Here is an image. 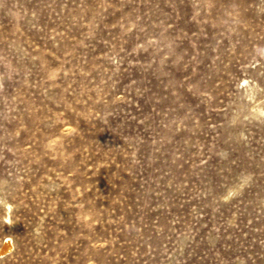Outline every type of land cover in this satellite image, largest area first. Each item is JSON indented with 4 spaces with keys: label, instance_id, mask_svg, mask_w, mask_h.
Segmentation results:
<instances>
[{
    "label": "rangeland",
    "instance_id": "rangeland-1",
    "mask_svg": "<svg viewBox=\"0 0 264 264\" xmlns=\"http://www.w3.org/2000/svg\"><path fill=\"white\" fill-rule=\"evenodd\" d=\"M0 264H264V0H0Z\"/></svg>",
    "mask_w": 264,
    "mask_h": 264
},
{
    "label": "bare ground",
    "instance_id": "bare-ground-1",
    "mask_svg": "<svg viewBox=\"0 0 264 264\" xmlns=\"http://www.w3.org/2000/svg\"><path fill=\"white\" fill-rule=\"evenodd\" d=\"M12 248L11 242L9 239H5L2 248L0 250V254L9 251Z\"/></svg>",
    "mask_w": 264,
    "mask_h": 264
}]
</instances>
